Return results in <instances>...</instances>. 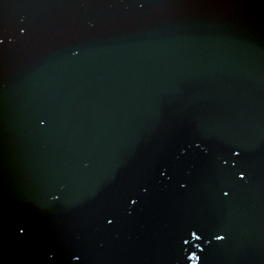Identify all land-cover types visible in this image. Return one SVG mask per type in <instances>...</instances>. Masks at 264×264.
Returning a JSON list of instances; mask_svg holds the SVG:
<instances>
[{"label":"water","instance_id":"95a60500","mask_svg":"<svg viewBox=\"0 0 264 264\" xmlns=\"http://www.w3.org/2000/svg\"><path fill=\"white\" fill-rule=\"evenodd\" d=\"M0 264H264V0H0Z\"/></svg>","mask_w":264,"mask_h":264}]
</instances>
